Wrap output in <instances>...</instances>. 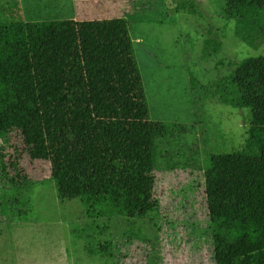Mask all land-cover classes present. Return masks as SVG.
Here are the masks:
<instances>
[{"label": "trees", "instance_id": "obj_1", "mask_svg": "<svg viewBox=\"0 0 264 264\" xmlns=\"http://www.w3.org/2000/svg\"><path fill=\"white\" fill-rule=\"evenodd\" d=\"M228 3L235 35L263 45L264 0ZM177 8L200 15L197 0H177ZM129 28L125 18L0 22V140L22 143L0 158V222L27 221L32 212L23 154L50 163L59 199H80L90 219L158 213V141L187 128L150 120ZM223 39L209 33L204 60L222 52ZM230 65L206 86L190 78L196 101L215 99L251 116L244 145L211 155L205 173L214 259L264 264V56Z\"/></svg>", "mask_w": 264, "mask_h": 264}, {"label": "rangeland", "instance_id": "obj_2", "mask_svg": "<svg viewBox=\"0 0 264 264\" xmlns=\"http://www.w3.org/2000/svg\"><path fill=\"white\" fill-rule=\"evenodd\" d=\"M98 2L74 0L73 17L127 19L150 120L187 128L158 141L160 209L145 219H90L80 199H59L50 163L23 154L21 165L33 181L24 192L32 212L27 221L0 222V264H215L205 173L211 155L244 145L251 116L249 109L215 99L198 96L196 101L190 78L209 85L232 71L231 61L264 56V44L253 48L235 35L237 16L228 0H197L200 15L179 10L177 0ZM26 8L35 12L36 6ZM22 16L18 0H0V22ZM211 32L223 34L224 46L218 56L204 60ZM15 149L22 150L17 137L0 140V158ZM5 194L8 198L10 192Z\"/></svg>", "mask_w": 264, "mask_h": 264}, {"label": "crops", "instance_id": "obj_3", "mask_svg": "<svg viewBox=\"0 0 264 264\" xmlns=\"http://www.w3.org/2000/svg\"><path fill=\"white\" fill-rule=\"evenodd\" d=\"M19 6L21 8V13L23 19L26 22H30L31 19L43 18V21H55V20H76V17H73L72 6L74 0H18ZM85 2L96 1L99 3L100 0H84ZM29 3L36 6L35 12H32L31 9L28 10L25 6ZM37 3V4H35ZM94 3V2H92ZM25 11V13H24ZM36 13V14H35ZM99 14V12H98ZM104 18L101 17L102 20ZM90 20V19H89Z\"/></svg>", "mask_w": 264, "mask_h": 264}]
</instances>
